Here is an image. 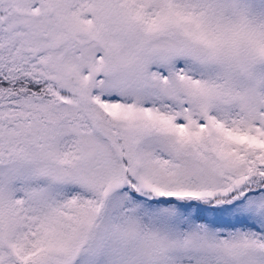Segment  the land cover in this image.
Returning <instances> with one entry per match:
<instances>
[{"label": "snow or ice", "instance_id": "obj_1", "mask_svg": "<svg viewBox=\"0 0 264 264\" xmlns=\"http://www.w3.org/2000/svg\"><path fill=\"white\" fill-rule=\"evenodd\" d=\"M0 264H264V0H0Z\"/></svg>", "mask_w": 264, "mask_h": 264}]
</instances>
